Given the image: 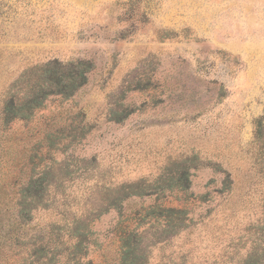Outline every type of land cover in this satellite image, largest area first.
<instances>
[{
    "label": "rangeland",
    "instance_id": "rangeland-1",
    "mask_svg": "<svg viewBox=\"0 0 264 264\" xmlns=\"http://www.w3.org/2000/svg\"><path fill=\"white\" fill-rule=\"evenodd\" d=\"M263 233L264 0H0V264H240Z\"/></svg>",
    "mask_w": 264,
    "mask_h": 264
},
{
    "label": "trees",
    "instance_id": "trees-1",
    "mask_svg": "<svg viewBox=\"0 0 264 264\" xmlns=\"http://www.w3.org/2000/svg\"><path fill=\"white\" fill-rule=\"evenodd\" d=\"M91 66L89 61L79 59L67 63L49 62L43 66L25 71L14 86H17V89H21L22 85L27 84L26 86L28 87L25 90L23 89V97H19V92L17 91L6 101L4 108L5 119L27 118L29 112L41 107L51 95L65 97L73 95L75 91L88 81V73L92 68ZM133 193L131 192L130 194ZM39 195L40 192L36 190L33 195L30 194L29 196L36 198ZM139 234L138 229L131 227L122 231V238L125 240L122 244L124 254L130 255L132 253L130 237ZM240 264H264V233L262 240L259 239L255 243L252 250Z\"/></svg>",
    "mask_w": 264,
    "mask_h": 264
}]
</instances>
